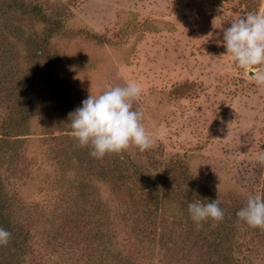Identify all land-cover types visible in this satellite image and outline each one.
<instances>
[{
  "label": "rangeland",
  "instance_id": "374dc122",
  "mask_svg": "<svg viewBox=\"0 0 264 264\" xmlns=\"http://www.w3.org/2000/svg\"><path fill=\"white\" fill-rule=\"evenodd\" d=\"M16 2L44 16L0 0V137L17 95L38 83L30 129L0 156L14 225L28 235L20 264H264V229L236 216L249 194L264 196V86L217 43L237 17L264 14V0ZM28 40L59 56L51 72ZM128 81L142 87L133 109L154 143L92 157L55 99L81 104ZM216 198L223 219L198 227L188 203Z\"/></svg>",
  "mask_w": 264,
  "mask_h": 264
},
{
  "label": "clouds",
  "instance_id": "9594fccd",
  "mask_svg": "<svg viewBox=\"0 0 264 264\" xmlns=\"http://www.w3.org/2000/svg\"><path fill=\"white\" fill-rule=\"evenodd\" d=\"M217 43L223 44L237 68L249 70L254 83L264 86V14L248 13L237 17L223 31L222 40ZM141 92L139 83L128 81L125 86L89 94L79 107L68 114L71 136L79 146L89 147V154L97 159L106 154L120 153L130 146L140 152L151 148L154 139L142 123L143 113L133 109V101ZM256 161L264 166V149H258ZM219 204L217 198L207 203L200 200L189 202L190 219L198 227L209 220L221 221L224 211ZM236 216L238 222L250 228L264 229V196L249 194ZM10 236L8 230L0 227V246L6 245Z\"/></svg>",
  "mask_w": 264,
  "mask_h": 264
},
{
  "label": "trees",
  "instance_id": "16d2710c",
  "mask_svg": "<svg viewBox=\"0 0 264 264\" xmlns=\"http://www.w3.org/2000/svg\"><path fill=\"white\" fill-rule=\"evenodd\" d=\"M11 8L15 10H20L26 13H31L35 16H39L40 18H44L42 12L37 7H26L23 3H18L14 0ZM51 36V30L47 32V37ZM30 42H34L33 40H28ZM31 50L30 55L32 58H45V63L42 66L43 69L51 72L53 68H55V64L59 60V56L56 53L53 54H44L43 48L39 46L36 42L29 45ZM7 73V74H6ZM2 75L1 78L4 83H8L11 81L12 75L10 72L7 71ZM10 75V76H9ZM8 76V77H7ZM50 78L47 79L49 82L48 84L52 85L53 83L50 82ZM36 84H27V87H23L24 91L23 94H18L15 99V104L10 108L9 118L6 121L5 129L0 137V156L4 154L9 145H15L20 141L18 139H12V137L16 136L20 132L28 131L31 127V124L28 122L29 112L31 110V106H29V95L35 92ZM55 104L59 108H64L65 111L72 112L75 108L79 107L80 104L69 103L67 104L65 99L61 94H58L55 99ZM44 125H49L44 123ZM117 162V160H116ZM121 170L117 169L116 172H120ZM116 179L120 182L124 180V176L119 174L115 176ZM187 181L190 182L193 186L196 183V179H191V177H187ZM143 183L144 181L141 180ZM197 187L200 188L198 183ZM206 198L205 195H201V199L204 200ZM12 212L9 203L5 198V188L2 184L1 175H0V227L5 228L11 233L10 239L11 243L8 244V247L5 250L0 251V264H20V259L24 255L26 250V241L28 240V235L24 233L21 229L17 228L18 226L14 225V221L12 219ZM221 235L218 236V240L220 241Z\"/></svg>",
  "mask_w": 264,
  "mask_h": 264
}]
</instances>
